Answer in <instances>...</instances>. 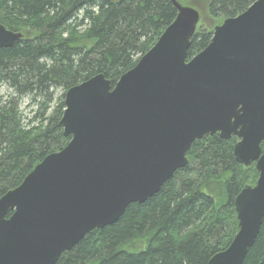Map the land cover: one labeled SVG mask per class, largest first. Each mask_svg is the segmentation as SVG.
Returning <instances> with one entry per match:
<instances>
[{
  "label": "water",
  "instance_id": "95a60500",
  "mask_svg": "<svg viewBox=\"0 0 264 264\" xmlns=\"http://www.w3.org/2000/svg\"><path fill=\"white\" fill-rule=\"evenodd\" d=\"M171 3L175 21L114 88L100 74L66 93L69 144L0 199V264H57L160 193L192 145L217 134L238 139L236 161L259 177L235 200L238 233L208 264H244L264 220V0L216 27L189 61L200 13ZM22 36L0 24V48Z\"/></svg>",
  "mask_w": 264,
  "mask_h": 264
},
{
  "label": "trees",
  "instance_id": "16d2710c",
  "mask_svg": "<svg viewBox=\"0 0 264 264\" xmlns=\"http://www.w3.org/2000/svg\"><path fill=\"white\" fill-rule=\"evenodd\" d=\"M256 1L210 0L207 13L225 21ZM177 15L171 0H0V24L23 35L14 47L0 48V86L10 91L0 92V199L69 144L61 126L66 93L100 74L114 88ZM213 35L197 29L188 61ZM236 143L218 134L196 141L189 164L160 193L130 205L57 264H208L238 233L235 200L259 177L254 165L236 161ZM244 264H264V220Z\"/></svg>",
  "mask_w": 264,
  "mask_h": 264
},
{
  "label": "rangeland",
  "instance_id": "374dc122",
  "mask_svg": "<svg viewBox=\"0 0 264 264\" xmlns=\"http://www.w3.org/2000/svg\"><path fill=\"white\" fill-rule=\"evenodd\" d=\"M181 1H182L181 2L182 5H184L186 7L194 8L197 11H199V13L201 15V20L198 24L197 29L199 27L206 26V28L214 31L216 29V27H218L224 23V21L221 19L220 20H212L210 18V16H208L207 7H208L210 0H181ZM0 92L6 93V94L10 93V91L6 87H1V86H0ZM26 104L27 103L25 102L23 108H26ZM31 111H32V109H29V108L25 109V117L32 118L33 113H31ZM38 123H39V121H37L35 125H38ZM250 186H255V185H250Z\"/></svg>",
  "mask_w": 264,
  "mask_h": 264
}]
</instances>
